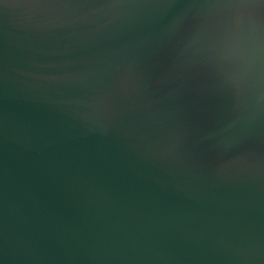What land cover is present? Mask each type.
<instances>
[{
	"label": "water",
	"instance_id": "1",
	"mask_svg": "<svg viewBox=\"0 0 264 264\" xmlns=\"http://www.w3.org/2000/svg\"><path fill=\"white\" fill-rule=\"evenodd\" d=\"M232 2L0 0V264H264Z\"/></svg>",
	"mask_w": 264,
	"mask_h": 264
},
{
	"label": "clouds",
	"instance_id": "2",
	"mask_svg": "<svg viewBox=\"0 0 264 264\" xmlns=\"http://www.w3.org/2000/svg\"><path fill=\"white\" fill-rule=\"evenodd\" d=\"M233 22L226 38L234 48V59L247 63L258 65L261 58L264 57V47L261 43V33L264 31V18L259 12H253L248 7H233ZM247 23L249 26L248 36L242 42L241 25ZM239 45V47H237Z\"/></svg>",
	"mask_w": 264,
	"mask_h": 264
},
{
	"label": "snow or ice",
	"instance_id": "3",
	"mask_svg": "<svg viewBox=\"0 0 264 264\" xmlns=\"http://www.w3.org/2000/svg\"><path fill=\"white\" fill-rule=\"evenodd\" d=\"M245 3L258 4L261 8H264V0H233V2L231 4H229L228 6L237 7V6L243 5Z\"/></svg>",
	"mask_w": 264,
	"mask_h": 264
}]
</instances>
